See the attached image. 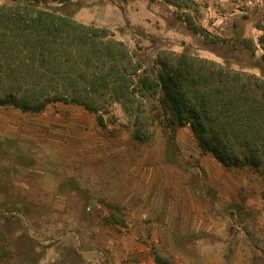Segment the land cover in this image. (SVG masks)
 <instances>
[{"label": "rangeland", "instance_id": "374dc122", "mask_svg": "<svg viewBox=\"0 0 264 264\" xmlns=\"http://www.w3.org/2000/svg\"><path fill=\"white\" fill-rule=\"evenodd\" d=\"M37 6L73 10L78 22L109 29L143 69L156 70L161 52H187L264 78V0H71L64 6L49 0ZM132 108L130 114L112 102L92 112L55 102L32 112L0 105V189L44 191L19 198L32 206L21 217L0 202V264L38 260L41 252H29L33 239L19 223L24 216L56 224L63 191L72 194L64 199L80 232L120 239L135 230L149 243L148 264H186L184 239L177 240L183 255L176 254L152 241V228L163 232L196 215L221 228L229 242L219 264H264V163L225 166L202 151L189 126L171 125L155 97H139ZM68 173L76 179L59 180ZM193 200L202 203L201 212L192 209ZM34 206L51 211H31ZM32 231L41 234L39 226ZM121 259L116 264H139L137 256Z\"/></svg>", "mask_w": 264, "mask_h": 264}, {"label": "trees", "instance_id": "16d2710c", "mask_svg": "<svg viewBox=\"0 0 264 264\" xmlns=\"http://www.w3.org/2000/svg\"><path fill=\"white\" fill-rule=\"evenodd\" d=\"M18 1L0 4V105L39 112L74 102L100 112L119 102L132 114L139 97H155L171 125L189 126L225 166L264 163V78L187 52H161L156 70L143 69L109 29L37 6L49 0Z\"/></svg>", "mask_w": 264, "mask_h": 264}, {"label": "crops", "instance_id": "0c3cea01", "mask_svg": "<svg viewBox=\"0 0 264 264\" xmlns=\"http://www.w3.org/2000/svg\"><path fill=\"white\" fill-rule=\"evenodd\" d=\"M69 179H76L75 173L64 174L59 180L67 182ZM43 193L44 191L39 190L37 192L35 189H0V202L8 204L11 214H16L21 217L22 211L32 206L27 207L19 204V198L42 195ZM69 193H64L63 191L57 196L64 199L72 195ZM63 199L56 206L57 212L60 213L56 224L50 222L48 217H42L39 222L24 216L21 221L19 220L21 228H26L33 239L32 248L29 252H41L38 260H34V262L28 261L25 264H75L74 260L70 258V252L79 259L81 264H116L118 262L117 257H122V261L126 259L128 262L132 261L131 258L135 256H137L139 264H148L146 256L149 255V243L147 240L137 236L135 230L131 236L121 237L120 239L111 237L106 232L101 236L93 235L90 237L85 232H80L77 220L73 215L71 216L72 210L69 209L66 205V200L64 199V201ZM192 202V209L194 211L196 210V212H201L202 203H197L194 200ZM42 207L45 206H34V208H31V211L32 209L43 210ZM43 211L50 212L51 210L47 206ZM193 218V221H184L180 225H166L162 229L165 234L160 231V227L154 226L152 229L155 237H153L152 241L166 243L171 246L174 253L183 255V251L179 247L183 243H178L177 240L181 241L184 239L185 248L183 258L186 260V264H208V262L214 261L217 264H219V261L222 263L225 254L230 252V247L227 252L224 249V245L229 244V242L225 243L226 238L224 237L223 230L221 231V228L219 229V227L206 222L197 221V215L193 216ZM38 226L41 234L34 236L32 230ZM50 230H54V232H50ZM209 234L215 236L208 238ZM138 238H141L140 242H136L139 240ZM227 239L233 240L234 238ZM33 241L36 243H33ZM98 243H101L100 246L97 245ZM118 248L119 251H117ZM118 252L119 254H117Z\"/></svg>", "mask_w": 264, "mask_h": 264}, {"label": "built area", "instance_id": "2783aa9c", "mask_svg": "<svg viewBox=\"0 0 264 264\" xmlns=\"http://www.w3.org/2000/svg\"><path fill=\"white\" fill-rule=\"evenodd\" d=\"M88 209H90V208H88Z\"/></svg>", "mask_w": 264, "mask_h": 264}]
</instances>
